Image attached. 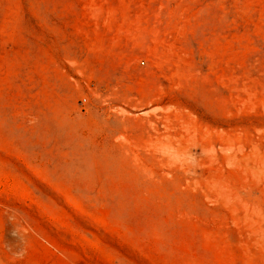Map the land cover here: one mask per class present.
Here are the masks:
<instances>
[{"label": "rangeland", "instance_id": "rangeland-1", "mask_svg": "<svg viewBox=\"0 0 264 264\" xmlns=\"http://www.w3.org/2000/svg\"><path fill=\"white\" fill-rule=\"evenodd\" d=\"M0 264H264V0H0Z\"/></svg>", "mask_w": 264, "mask_h": 264}]
</instances>
